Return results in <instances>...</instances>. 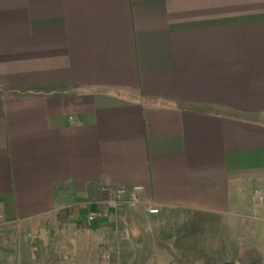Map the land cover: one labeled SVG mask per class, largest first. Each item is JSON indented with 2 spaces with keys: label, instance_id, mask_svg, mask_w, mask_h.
Wrapping results in <instances>:
<instances>
[{
  "label": "crops",
  "instance_id": "1",
  "mask_svg": "<svg viewBox=\"0 0 264 264\" xmlns=\"http://www.w3.org/2000/svg\"><path fill=\"white\" fill-rule=\"evenodd\" d=\"M256 199L264 0H0V264H264Z\"/></svg>",
  "mask_w": 264,
  "mask_h": 264
},
{
  "label": "built area",
  "instance_id": "2",
  "mask_svg": "<svg viewBox=\"0 0 264 264\" xmlns=\"http://www.w3.org/2000/svg\"><path fill=\"white\" fill-rule=\"evenodd\" d=\"M142 189L135 188L132 192L127 193L125 190H117L111 193V198L107 202L109 212L106 216L100 214H92L90 219L105 218L109 224H115L118 220L119 212L125 207L135 208L142 204ZM127 198V199H125ZM148 213L151 216H158L161 210L158 207H149ZM101 264H111V254L104 252L101 256Z\"/></svg>",
  "mask_w": 264,
  "mask_h": 264
},
{
  "label": "rangeland",
  "instance_id": "3",
  "mask_svg": "<svg viewBox=\"0 0 264 264\" xmlns=\"http://www.w3.org/2000/svg\"><path fill=\"white\" fill-rule=\"evenodd\" d=\"M259 199H256V204H258V205H261V204H264V201H258ZM97 220V219H96ZM95 222V220H92V219H90V217L88 218V220H87V222H86V224H87V226L89 227V226H91V227H93V224H95L94 223ZM109 224V223H108ZM109 225H112V224H109ZM64 237V235L63 236H61V238H63ZM104 252H108V251H103L102 252V254L104 253ZM108 253H110V252H108ZM102 256V255H101Z\"/></svg>",
  "mask_w": 264,
  "mask_h": 264
}]
</instances>
